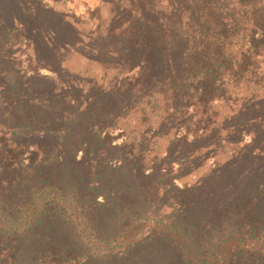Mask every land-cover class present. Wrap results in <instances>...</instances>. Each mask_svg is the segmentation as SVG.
Masks as SVG:
<instances>
[{
	"label": "rangeland",
	"instance_id": "obj_1",
	"mask_svg": "<svg viewBox=\"0 0 264 264\" xmlns=\"http://www.w3.org/2000/svg\"><path fill=\"white\" fill-rule=\"evenodd\" d=\"M119 2L0 0V249L16 244L0 264H119L128 255L134 264H197L168 231L211 257L243 229L257 246L248 259L264 264V96L258 107L212 103L217 134L188 142L179 122L164 120L162 96L104 98L119 72L108 64L123 56L110 32ZM36 63L58 68L61 81L31 76ZM87 103L108 139L98 127L77 137L73 127L50 154V143L18 135L61 120L63 108L72 120Z\"/></svg>",
	"mask_w": 264,
	"mask_h": 264
},
{
	"label": "trees",
	"instance_id": "obj_2",
	"mask_svg": "<svg viewBox=\"0 0 264 264\" xmlns=\"http://www.w3.org/2000/svg\"><path fill=\"white\" fill-rule=\"evenodd\" d=\"M107 1L114 4L118 0ZM119 1L114 8L116 15L111 20H116V26L110 32L121 45L123 56L108 64L119 72L115 85L105 89L104 98L124 92L143 95L151 92L152 96H162L164 120L166 123L171 119L179 122L181 127L177 136L185 142L217 134L220 123L213 122L210 113L214 102L223 101L234 107L238 100H243L242 106L252 102L259 106L264 96L261 95L264 94V0ZM45 2L41 0L42 4ZM176 32L188 34L178 38ZM23 40L30 46L35 43L30 36H23ZM62 47L69 49L72 45L64 42ZM28 60L31 65L33 59ZM29 71L27 73L31 76L43 78H48L43 71L55 73L53 78L57 81L62 77L58 68L37 63ZM70 80L67 83L69 88L77 81L73 76ZM81 104H77L76 113L81 111ZM114 105L112 100L110 106ZM87 106L90 108L83 114H74L72 120L63 117L62 113L67 112L63 108L61 120H53L43 128L18 135L34 146L39 142L50 143V154L56 150L59 141L69 140L67 136L74 133L73 127L81 126L75 134L77 137L91 134L96 127L104 134L103 139L111 137L109 125L100 126L91 104L87 103ZM250 108L247 107V111ZM53 125L57 129H50ZM54 131L62 134L58 141L57 136L53 137ZM66 131L67 135L63 133ZM18 143L25 145L22 141ZM24 157L19 161L23 167ZM0 210L4 212L1 206ZM167 233L197 264H241L242 260H245L243 264H251L248 251L257 248L253 246L255 241L251 235L243 229L229 235L223 247L208 257L198 253L181 234ZM15 247L8 242L0 251L12 256ZM245 253L248 256L244 259ZM118 263L134 264V259L130 255L121 256Z\"/></svg>",
	"mask_w": 264,
	"mask_h": 264
}]
</instances>
